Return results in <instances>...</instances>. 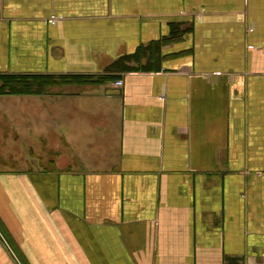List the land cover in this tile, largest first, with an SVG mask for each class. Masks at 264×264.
Segmentation results:
<instances>
[{"label":"crops","instance_id":"0c3cea01","mask_svg":"<svg viewBox=\"0 0 264 264\" xmlns=\"http://www.w3.org/2000/svg\"><path fill=\"white\" fill-rule=\"evenodd\" d=\"M11 74L111 79L0 95V264H264V0H0Z\"/></svg>","mask_w":264,"mask_h":264},{"label":"trees","instance_id":"16d2710c","mask_svg":"<svg viewBox=\"0 0 264 264\" xmlns=\"http://www.w3.org/2000/svg\"><path fill=\"white\" fill-rule=\"evenodd\" d=\"M122 64V62L114 63L110 68H120ZM124 67L127 68L128 66ZM108 79H111V77L18 74L2 75L0 76V95H41L47 93L52 86L59 84H102Z\"/></svg>","mask_w":264,"mask_h":264},{"label":"rangeland","instance_id":"374dc122","mask_svg":"<svg viewBox=\"0 0 264 264\" xmlns=\"http://www.w3.org/2000/svg\"><path fill=\"white\" fill-rule=\"evenodd\" d=\"M44 131L45 132H48V134H50L52 132L51 129L48 128V127H45L44 128ZM48 138L50 140V136ZM43 146H48V143L47 142L46 143H43ZM43 155H45L47 157V155H50V153L45 152V153H43ZM13 163L16 164V161L13 160Z\"/></svg>","mask_w":264,"mask_h":264},{"label":"built area","instance_id":"2783aa9c","mask_svg":"<svg viewBox=\"0 0 264 264\" xmlns=\"http://www.w3.org/2000/svg\"><path fill=\"white\" fill-rule=\"evenodd\" d=\"M52 23H56V19L54 17H52ZM115 85L118 86V87H121L123 85V81L121 80H118L115 82Z\"/></svg>","mask_w":264,"mask_h":264}]
</instances>
